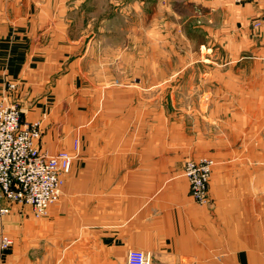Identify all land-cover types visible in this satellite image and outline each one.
Masks as SVG:
<instances>
[{
	"label": "crops",
	"instance_id": "obj_1",
	"mask_svg": "<svg viewBox=\"0 0 264 264\" xmlns=\"http://www.w3.org/2000/svg\"><path fill=\"white\" fill-rule=\"evenodd\" d=\"M130 1L0 0V99L15 83L8 97L23 120L41 122L40 146L73 155L49 216L35 220L28 206L14 205L0 217V232L13 234L20 225L33 238L51 235L61 221L64 251L52 256L64 264H125L134 248L150 264H264V218L232 217L220 203L214 209L190 195L182 175L190 137L171 115L182 111L176 98L197 92L165 88L183 75L180 67L165 73L158 55L169 48L164 34L152 46L154 58L140 53L133 60L124 40L114 44L118 32L129 34L130 46L139 33V51L150 41L142 21H132ZM193 1H203L210 15L220 6L219 20L199 26L207 37L204 63L216 49H247L253 64L264 66V0ZM26 254L14 247L4 264Z\"/></svg>",
	"mask_w": 264,
	"mask_h": 264
},
{
	"label": "rangeland",
	"instance_id": "obj_2",
	"mask_svg": "<svg viewBox=\"0 0 264 264\" xmlns=\"http://www.w3.org/2000/svg\"><path fill=\"white\" fill-rule=\"evenodd\" d=\"M128 7L132 11V21L136 23L139 19L145 30L150 31V41L146 49L139 51L135 43L139 41L136 40L139 33L134 32L133 46H130L126 42L131 41L129 34L123 36L118 32L114 35V44L120 45L124 40L126 53L132 55L133 60L139 58L140 53L154 58L158 50L152 49V46L160 44L156 40L164 34L166 43L169 42L165 45L169 48L163 45L158 55L166 63L165 73L177 71L180 67L183 75L180 82H166L165 88L197 92L176 98L175 105L182 111L171 115L172 121L183 123L182 132L190 137L187 144L190 145V157L185 160L182 169V175L189 183L190 195L194 184L187 176L189 167H197L198 170L210 168L205 179L207 201L202 205L215 209L220 203L223 208L229 209V216L264 218V66L254 65L255 55L247 49L242 55H237L234 49H216L210 56L212 62H205V66L203 61L208 52L203 43H207V37L199 26L208 22L210 17L219 20L220 6L214 7L218 11L216 15L205 13L203 1L195 3L193 0H146L143 3L132 0L128 2ZM122 23L121 20L117 22L118 25ZM254 27L259 28L260 23H255ZM172 43L181 50L171 49ZM236 58L240 59L238 63L226 62L221 66V61ZM194 59L198 60L196 64L184 67ZM49 214L50 209L44 216H32L35 220H42ZM60 222L51 235L42 231L33 238L24 232L25 226L20 225L14 228L13 234L5 232L13 238V245L8 251L15 247L27 253L15 261L19 264H64V258L52 256L56 251L58 254L64 251V223ZM29 250L31 256H28Z\"/></svg>",
	"mask_w": 264,
	"mask_h": 264
},
{
	"label": "built area",
	"instance_id": "obj_3",
	"mask_svg": "<svg viewBox=\"0 0 264 264\" xmlns=\"http://www.w3.org/2000/svg\"><path fill=\"white\" fill-rule=\"evenodd\" d=\"M9 83L5 99H0V217L12 212L14 205H26L31 213L44 216L62 194L65 175L72 167L73 155L65 150L51 152L39 144L42 136L40 121H26L22 108L8 94L16 90ZM79 139L75 148H79ZM203 172V174L201 173ZM210 168L189 167L192 197L199 204L207 201L205 179ZM13 245V238L0 232V264ZM126 264H149L141 249H130Z\"/></svg>",
	"mask_w": 264,
	"mask_h": 264
}]
</instances>
